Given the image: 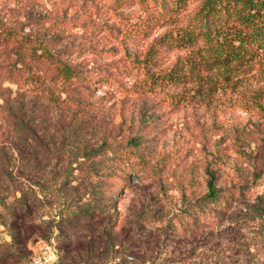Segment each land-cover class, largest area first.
I'll list each match as a JSON object with an SVG mask.
<instances>
[{
	"label": "rangeland",
	"instance_id": "1",
	"mask_svg": "<svg viewBox=\"0 0 264 264\" xmlns=\"http://www.w3.org/2000/svg\"><path fill=\"white\" fill-rule=\"evenodd\" d=\"M200 1L186 0L182 10L170 0H0V37L9 36L0 68L27 37L19 53L26 61L42 47L38 54L48 50L91 77L72 88L53 79L24 93L0 73V195L7 160L36 199L32 219L19 211L11 226L0 208V264H264V113L251 102L264 107V62L231 79L207 64L181 89L138 100L113 83L127 54L143 59L155 39L185 27ZM188 55L171 44L158 69ZM39 65L54 70L43 58ZM21 120L31 122L34 139L14 132ZM128 139L125 150L147 166L126 185L115 182L113 206L99 208L110 220L105 240L86 229L78 204L100 200L95 173L104 153ZM72 162L82 164L83 177L63 171ZM210 173L214 202L206 201ZM99 205L110 204L93 209ZM197 213L220 218L205 222Z\"/></svg>",
	"mask_w": 264,
	"mask_h": 264
},
{
	"label": "trees",
	"instance_id": "2",
	"mask_svg": "<svg viewBox=\"0 0 264 264\" xmlns=\"http://www.w3.org/2000/svg\"><path fill=\"white\" fill-rule=\"evenodd\" d=\"M170 3L171 8H178L180 4L183 6L182 10L186 7V0H170ZM192 13L185 27L178 30L174 36L163 34L155 39L145 52L146 55L143 59L142 55H126L127 64L124 62L120 66L121 70L114 74L117 80L119 78L124 80L120 82L114 80L113 82L120 93L136 95V100L146 95L157 96L165 94V90L168 88L181 89L189 83V79L192 77H201L203 68L207 64L219 73L218 75L231 79L239 76L250 64L264 62V0H201ZM150 21L152 20L150 19ZM137 34H142L140 29L137 30ZM8 37V34L0 37V47L6 44ZM26 38L21 37L20 42L16 44L15 60L7 63L5 68H0V73L5 74L9 82L18 84V89L21 92L29 93L36 90L39 84L44 86L52 83L53 79H57L63 88H72L78 83L90 82V76L80 75L75 67L61 62L48 50L38 54V50H41L42 47L32 48L33 54H29V59L26 61L19 54L25 47L24 44L28 43ZM13 42L15 43L17 40L14 39ZM171 44L181 51H188L189 55L183 62H176L166 70L158 69L160 65L156 62L163 65V51ZM42 58L54 67L53 71L47 73L48 71L41 70L39 64ZM251 102L253 108H258L253 110L255 114L264 113V107L259 101L254 99ZM20 128L28 136H33L31 139L36 136L33 133L31 122L21 120L19 126H14V132L20 133ZM131 141L128 139L127 144L124 147L120 145L115 152L109 149L108 153H104L101 171L95 173V177L100 180L103 187L100 200L89 199L84 204H78L82 207L85 205L82 216L85 218L86 229L94 233L98 231L105 240L109 237L108 223L110 220L99 208L113 206L114 191L117 190L115 182H124L126 185L129 183L130 177H140L147 166V162L142 159V156L125 150ZM28 147L31 146L28 145L27 149ZM32 153V149L29 148L27 154L31 155ZM26 162L28 166L35 164L32 159L26 160ZM71 164L63 171L66 174L77 171L83 177L82 164L78 162ZM73 164L76 165L73 166ZM12 166L10 161L4 162L2 176L6 185H4V193L0 195V208L6 211L5 224L8 226L19 220V211L23 212L22 216L31 220L33 209L36 206L33 189L25 183L29 180H15ZM215 182L214 173H210L206 194L208 202L218 199L219 190H217ZM33 185L37 186V183L33 181ZM105 202L110 205H99L96 208L99 210V214L96 215L94 213L96 209L93 207ZM73 214H77V212L73 211ZM197 216L205 222L220 218L216 214L211 217L197 213ZM67 221L68 219L65 223H68ZM131 250L137 251L136 247ZM118 264L131 263L121 259Z\"/></svg>",
	"mask_w": 264,
	"mask_h": 264
}]
</instances>
